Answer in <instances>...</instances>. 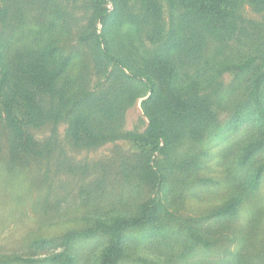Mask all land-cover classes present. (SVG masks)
Segmentation results:
<instances>
[{
  "label": "rangeland",
  "instance_id": "rangeland-1",
  "mask_svg": "<svg viewBox=\"0 0 264 264\" xmlns=\"http://www.w3.org/2000/svg\"><path fill=\"white\" fill-rule=\"evenodd\" d=\"M259 76L264 6L250 0H0V264H101L109 235L65 237L143 206L156 219L125 232L118 264H264ZM18 93L35 125L17 124ZM149 115L166 140L147 137ZM233 199L235 216H212Z\"/></svg>",
  "mask_w": 264,
  "mask_h": 264
},
{
  "label": "trees",
  "instance_id": "trees-1",
  "mask_svg": "<svg viewBox=\"0 0 264 264\" xmlns=\"http://www.w3.org/2000/svg\"><path fill=\"white\" fill-rule=\"evenodd\" d=\"M171 4H174V0H169ZM250 2L254 5L257 6H264V0H250ZM54 49H46L43 53L45 61L48 58L54 57ZM253 64V60H249L246 62V64L241 67L242 69H247L250 67V65ZM67 63L65 62L62 66V68L56 72L50 73V74H45V76L50 80V85L54 83L55 81L59 80L61 78V74L64 72L63 68H65ZM35 67L31 68V73H32V79L35 81L37 80L36 72L34 73ZM44 76V77H45ZM45 77V78H46ZM146 82L150 86V90L153 92L155 87H156V81L153 79V77L149 74L146 75ZM180 79L177 74L170 72V78L167 81L170 83V90L175 88V82L176 80ZM35 83V82H34ZM264 84V76H259L255 79L253 83V90H252V97L256 105L261 104L260 100V91L261 88ZM16 99L23 100L25 103L24 109L21 112L20 110L18 111V116L24 115V118L20 117V122L17 123L16 117L10 118L11 123L13 124H25V125H31V122L33 125H35L36 122V113H37V104L36 102L30 103L32 97L27 94V93H18ZM151 99L149 98L145 104L149 103ZM85 113V112H84ZM147 114H149L147 112ZM86 118H89L87 112L84 114ZM264 121V117L262 118ZM16 124V125H17ZM77 127H85L86 122L84 118L79 119L76 121ZM76 127V128H77ZM78 130V129H77ZM146 135L149 139L151 140H156V141H161V140H166L168 138V133H167V128L165 125V122L158 116L154 115H149V125L146 130ZM18 136L20 138H23V135L21 132H18ZM250 150H254L253 148ZM251 152L248 151L246 155L243 157V161L247 160L250 156ZM262 169H259L252 181V186L257 187L260 177H261ZM237 200L233 199L230 201L223 209L220 211H217L214 213L212 216H220L222 214H231L235 216L237 214ZM142 211L146 214L145 217H141L140 219H133V220H117L114 224L111 225H106V224H97L96 228L94 229H88L84 230L82 232H77V233H72L70 235H67L65 237V243L70 244L73 242V240H76L77 238H90L93 237L94 235L100 233V234H106L109 235V244L107 245V248L105 249V252L102 255V263L101 264H118L119 261L122 258V240H123V235L125 232L129 229H139L147 224H150L153 220L156 219V208L155 209H150L149 206H143ZM60 256H65L66 259H68V262L65 264L70 263L71 258L65 254L62 253Z\"/></svg>",
  "mask_w": 264,
  "mask_h": 264
}]
</instances>
